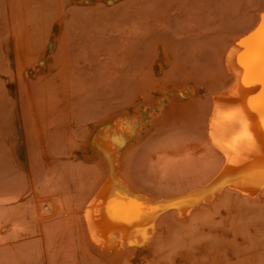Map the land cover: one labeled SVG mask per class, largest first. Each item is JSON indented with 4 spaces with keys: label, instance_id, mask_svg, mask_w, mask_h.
Returning <instances> with one entry per match:
<instances>
[{
    "label": "rangeland",
    "instance_id": "rangeland-1",
    "mask_svg": "<svg viewBox=\"0 0 264 264\" xmlns=\"http://www.w3.org/2000/svg\"><path fill=\"white\" fill-rule=\"evenodd\" d=\"M263 12L264 0H0V264H264V198L166 211L139 236L149 249L122 253L91 245L83 223L110 161L96 137L128 113L116 163L134 186L169 196L216 167L207 94ZM179 78L195 106L143 101Z\"/></svg>",
    "mask_w": 264,
    "mask_h": 264
},
{
    "label": "bare ground",
    "instance_id": "bare-ground-1",
    "mask_svg": "<svg viewBox=\"0 0 264 264\" xmlns=\"http://www.w3.org/2000/svg\"><path fill=\"white\" fill-rule=\"evenodd\" d=\"M262 26H264V12L252 28L242 31L227 47L225 46L224 58L223 54L219 57L223 58L222 62L225 63V66H222L224 64L222 63L219 67L223 69L226 67L224 70L227 69L228 72L226 71L227 75H224V81L222 82L221 79L220 84L212 87L211 94H207V97L211 96L207 121L205 117L201 118L207 124L203 131H206L205 128L208 130V138L213 145L210 148H214L211 149L213 153L215 149L218 151L220 161L216 167L212 165L215 168L211 169L212 171L203 179L171 191L169 196H155L134 186L117 169L116 155L127 142L131 130L137 125V117L133 118L128 113L98 134L95 146L98 152L110 161L108 168L97 179L90 200L83 209V223L91 245L101 251L113 250L120 253L128 249L136 250L138 247H142L140 250L149 249L151 237L144 243L139 236L145 238L148 229L155 228L156 220L166 211L185 217L191 210L201 204L209 205L215 198H224L228 201L231 198H248L247 201L254 199L259 201L257 198H264ZM166 74L170 79L172 75ZM177 74L179 75L178 71ZM203 79L205 80V77ZM182 81L173 80V87L168 89L165 82L155 80L158 97L154 98L149 91L142 92V99L144 102L155 103L161 114L166 105H183V101L179 100L187 99L189 104L195 99L196 91L189 85V80ZM209 85L212 86L211 83ZM187 108L190 110V107ZM204 110L203 108V112ZM202 119L200 121L204 124ZM218 153L215 155H219ZM255 201H250V204L252 205L251 202L254 204Z\"/></svg>",
    "mask_w": 264,
    "mask_h": 264
},
{
    "label": "snow or ice",
    "instance_id": "snow-or-ice-1",
    "mask_svg": "<svg viewBox=\"0 0 264 264\" xmlns=\"http://www.w3.org/2000/svg\"><path fill=\"white\" fill-rule=\"evenodd\" d=\"M262 32H264V26H262Z\"/></svg>",
    "mask_w": 264,
    "mask_h": 264
}]
</instances>
